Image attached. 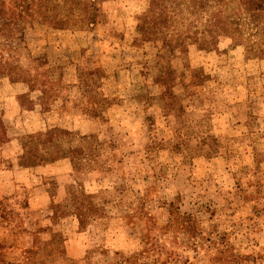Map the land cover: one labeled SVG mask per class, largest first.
<instances>
[{
    "label": "rangeland",
    "instance_id": "1",
    "mask_svg": "<svg viewBox=\"0 0 264 264\" xmlns=\"http://www.w3.org/2000/svg\"><path fill=\"white\" fill-rule=\"evenodd\" d=\"M148 1L0 0V54L23 69L0 76L9 255L36 234L62 264H264V11L224 8L215 31V9L158 0L145 39ZM51 127L78 136L28 141Z\"/></svg>",
    "mask_w": 264,
    "mask_h": 264
},
{
    "label": "trees",
    "instance_id": "2",
    "mask_svg": "<svg viewBox=\"0 0 264 264\" xmlns=\"http://www.w3.org/2000/svg\"><path fill=\"white\" fill-rule=\"evenodd\" d=\"M174 2L177 7L181 6L185 8L193 7V8H204V9H215L218 18L217 22L213 23L211 27L208 29L215 31L224 30L229 25V23L227 24V22L224 20V16L222 13L224 8H229L230 10H232L231 12H233L235 15L237 14L243 15V17L246 18L247 20L246 23H248V19L244 13L248 14V16H255V14H257L258 12L264 11V0H174ZM157 4H158V0H149L148 8L146 9V11L141 15L137 16L138 23L135 26V31L145 36L144 37L145 39H148L146 38L148 36L151 37V35L155 31L156 20L154 16L155 13L154 9L157 7ZM86 12H87V19H86L87 23H94L96 21V16H97L96 5H93L91 7V10H88ZM229 26H230L229 28H232L231 25ZM134 41L137 45H139L140 42L136 37ZM213 43H214V38L211 36L204 37L201 41H199V44H201V46H203L204 48H209ZM144 69L145 68L142 67L141 73L146 72L144 71ZM4 71H9L10 73H14L16 76H18V75H22L23 69H21V67L12 60V57H10V55L0 54V76L1 75L3 76L5 74ZM156 79L154 80L155 83H158L159 85L163 86V88L167 87L166 78L160 77ZM95 84H96L95 80H93L90 84H87L84 96L88 98H92L94 100L100 99L102 103H104L106 100L108 101V99L104 97L102 93H99L96 90ZM164 94L165 92H161L157 99L159 100L163 99ZM88 103L89 104L87 106L89 107L87 108L89 109L86 110L89 111L90 114L94 116L102 117V119H104L102 114L103 111L101 112L96 111L97 109L95 108V106H93L92 101ZM45 110L48 109H44V111ZM180 110H183V106L179 103L178 104L176 103L173 107V111L178 112ZM86 135H91V134H84L81 135L80 137ZM72 136H78V133L60 127H51V128H46L44 131L39 130L36 133L29 135L28 141L30 142L33 139H38L49 142L51 140L59 139V138H67L71 140ZM22 159L26 162L27 165L34 164L35 162L32 155L29 152L25 153ZM47 160L54 161L56 160V158L51 155L49 156L44 155L38 161L40 162L42 161L44 164L45 161ZM3 210L4 209L2 208L1 211ZM74 216L78 221L79 228H83L84 226V222L82 219L83 212L78 209L74 213ZM192 226L193 225L190 226V229L195 230L196 228ZM60 235L61 233H55V236H60ZM49 243H50L49 240L46 241L41 240L37 237L36 234H34L33 245L31 247L24 249L23 252L20 253L19 255L11 256L6 251L7 246L0 240V264H62L56 262V259H63L62 261L69 260V258L66 257L65 259L64 256H58L53 252L52 254L51 252L45 253V251L49 250L47 249ZM70 262H71L70 264H72L71 259Z\"/></svg>",
    "mask_w": 264,
    "mask_h": 264
}]
</instances>
